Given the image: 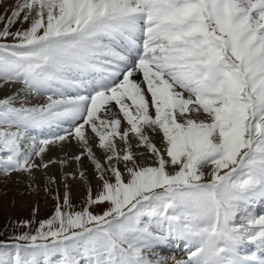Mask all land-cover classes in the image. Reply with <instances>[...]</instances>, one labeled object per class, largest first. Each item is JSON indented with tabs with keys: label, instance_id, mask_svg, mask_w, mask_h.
<instances>
[{
	"label": "snow or ice",
	"instance_id": "snow-or-ice-1",
	"mask_svg": "<svg viewBox=\"0 0 264 264\" xmlns=\"http://www.w3.org/2000/svg\"><path fill=\"white\" fill-rule=\"evenodd\" d=\"M8 84L22 87L0 98L3 173L75 141L101 183L80 211L65 192L0 264H264V0H14ZM172 241L186 258L160 255Z\"/></svg>",
	"mask_w": 264,
	"mask_h": 264
},
{
	"label": "rangeland",
	"instance_id": "rangeland-1",
	"mask_svg": "<svg viewBox=\"0 0 264 264\" xmlns=\"http://www.w3.org/2000/svg\"><path fill=\"white\" fill-rule=\"evenodd\" d=\"M2 12L4 13V10L0 11V14H2ZM8 85H13L17 90L22 87L20 84ZM133 150L137 151L135 147ZM141 151L144 150L141 149ZM78 154L79 153L76 155ZM97 157L103 161V158L100 156ZM82 159L87 160V162L82 160L81 164H78V167H74L75 170L80 169L77 173H81L82 171L84 178L82 179L79 174H76L75 177H78L77 179L79 182L76 183V180L73 179L68 187L63 183L66 178H62L58 184H56V181L54 183L50 182L54 177V172L48 167L46 169L34 168L30 176L25 172H11L5 175L2 166H0V254H14L15 251H13L11 247L15 242L14 237L24 232H34L40 221L51 218L57 203L63 204L65 192L69 194L72 210L74 211H80L85 207L89 190H91L93 196L97 194L100 190L101 183L97 179L98 174L93 173L95 185L92 187L90 184L92 180L83 172L85 168L87 170V168L91 169V167L95 172V166L87 158L82 157ZM35 163L40 164L38 162ZM77 163L76 161V164ZM58 165L57 168H62L61 164ZM207 172L208 169H205L206 174ZM15 174L17 175L11 178V175ZM40 184H42V186H40ZM72 188H76V191L73 193L71 192ZM57 197H59V201ZM106 208L107 204L92 205L90 211H92L93 214L99 215L102 214ZM254 210L258 213H262L263 211V209L259 207H255ZM25 222H27L30 227H26ZM175 246L178 248H174ZM166 247H171L173 249L158 250L160 251V255L169 257L173 255L177 259L186 258L183 242L177 243L176 241H172ZM52 260L53 264H56L59 260V255L52 257Z\"/></svg>",
	"mask_w": 264,
	"mask_h": 264
},
{
	"label": "bare ground",
	"instance_id": "bare-ground-1",
	"mask_svg": "<svg viewBox=\"0 0 264 264\" xmlns=\"http://www.w3.org/2000/svg\"><path fill=\"white\" fill-rule=\"evenodd\" d=\"M14 0H5L4 3H0V11H3L5 6L7 4H11L13 3ZM2 14H4L2 12ZM137 79H139V77H137ZM17 92V88H15L13 85H4L2 87H0V98L7 96V95H11L13 93ZM33 103L39 102V103H43L44 99L43 98H34L32 100ZM113 111H118L115 106H113ZM65 127H67V125H65ZM56 131H59L58 129ZM31 135H37L40 136L41 132L39 130H33L31 133ZM49 133H47V131L45 130V132L43 133V135H48ZM153 142L157 145L160 146L161 145V137L159 135L154 136L153 138ZM135 143V141H133V144ZM94 151L96 152L97 156H100L101 158H103V154L101 151H99L98 148L94 147ZM138 152H142L141 149H137ZM77 153H80V148L76 145L75 141H72L71 143H63V146L61 147L60 145H50L48 147V150L45 152L43 159L44 162H48V161H56L55 163H51L49 164L48 168L50 170H52V172H54V181H56V184H58L60 182V180L62 178H66L65 181L63 182L67 187L69 186L70 182H72L73 179L76 180V183L79 182V180L75 177L76 174L80 175V173H77L79 170H75L74 166H79L78 164H81L82 159L80 163L76 164L75 159H73L74 156H76ZM86 158V157H84ZM34 162H38L40 163V158L34 157ZM60 161H66V163L62 166V168H57V166H59L58 164H61ZM87 162V160H84ZM138 161L141 164H150L151 161L148 159L147 155L143 156V157H138ZM85 162V163H86ZM74 167V168H73ZM57 168V169H56ZM121 170H123V165L121 164L120 166ZM36 169V168H35ZM41 170V169H40ZM35 171V170H34ZM82 172V171H81ZM84 173H86L87 177H90L89 179H91L92 181H90V184L92 187H94L95 182H94V177H93V173H97L96 169L95 172L93 170V168H85V171H83ZM22 173V172H21ZM24 174V173H23ZM15 175H11L10 177L13 178ZM29 175V174H28ZM31 176V175H30ZM21 177V176H20ZM51 178V177H50ZM40 186H42V184H40ZM76 188H72L71 192H75ZM255 207H259V208H264V202H258L257 205ZM182 242V241H181ZM173 256V255H171Z\"/></svg>",
	"mask_w": 264,
	"mask_h": 264
}]
</instances>
